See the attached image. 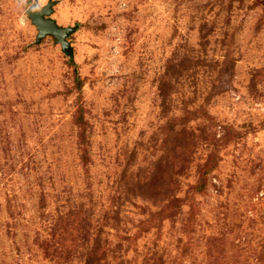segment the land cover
<instances>
[{
  "label": "rangeland",
  "instance_id": "obj_1",
  "mask_svg": "<svg viewBox=\"0 0 264 264\" xmlns=\"http://www.w3.org/2000/svg\"><path fill=\"white\" fill-rule=\"evenodd\" d=\"M0 264H264V0H0Z\"/></svg>",
  "mask_w": 264,
  "mask_h": 264
},
{
  "label": "water",
  "instance_id": "obj_2",
  "mask_svg": "<svg viewBox=\"0 0 264 264\" xmlns=\"http://www.w3.org/2000/svg\"><path fill=\"white\" fill-rule=\"evenodd\" d=\"M52 6V1H49L46 5H40L37 1H34L27 8L26 14L38 28L37 42H40L47 35H52L65 47L67 45L66 36L71 29L60 26L55 19L50 17L53 12Z\"/></svg>",
  "mask_w": 264,
  "mask_h": 264
},
{
  "label": "clouds",
  "instance_id": "obj_3",
  "mask_svg": "<svg viewBox=\"0 0 264 264\" xmlns=\"http://www.w3.org/2000/svg\"><path fill=\"white\" fill-rule=\"evenodd\" d=\"M25 2V0H19V3L23 4Z\"/></svg>",
  "mask_w": 264,
  "mask_h": 264
},
{
  "label": "trees",
  "instance_id": "obj_4",
  "mask_svg": "<svg viewBox=\"0 0 264 264\" xmlns=\"http://www.w3.org/2000/svg\"><path fill=\"white\" fill-rule=\"evenodd\" d=\"M78 80H79V79H78ZM78 80H77V82H78V84H80V81H78Z\"/></svg>",
  "mask_w": 264,
  "mask_h": 264
}]
</instances>
